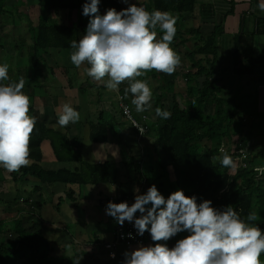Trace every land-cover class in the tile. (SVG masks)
<instances>
[{
    "label": "crops",
    "instance_id": "1",
    "mask_svg": "<svg viewBox=\"0 0 264 264\" xmlns=\"http://www.w3.org/2000/svg\"><path fill=\"white\" fill-rule=\"evenodd\" d=\"M137 2L148 9V0H130L133 4ZM117 3L121 10L127 7L121 0H117ZM257 5L258 0H195L191 14L173 16L177 19V32L182 36L180 39L185 42V47H179V51L189 67L192 63L187 50L191 51L195 45L201 46L212 33L216 34V57H195L202 64L207 62L212 65L214 77L220 87L219 97L223 101V110L229 113L231 122L223 139H217L218 153L213 162L217 158V165L221 164L222 153L219 149L223 147L233 157L236 167L229 169V174L235 175L239 171L240 155H246L248 170L251 171L254 183L251 191L257 196L258 207L255 210L264 230V13L260 12ZM60 60L62 68L55 57L53 62L57 65L56 68L49 67V74L42 70L41 79L35 81L39 85L26 87L28 91H33L31 96L34 98L37 97V88L44 89L46 93L49 91L53 95L54 92L57 94L55 98L50 96V99H45L46 103L42 106L37 104L36 108L35 104L30 115L36 118L37 123H43L47 128L63 134L67 145L77 148L79 154L72 162L60 163L56 160L50 143L45 141L41 144V161L38 165L46 171L70 172L83 170L87 165H108L114 170L113 181L77 185L44 184L31 177L13 182L10 178V182H6L4 186V193L0 192L5 197L4 201H0V208L6 209L10 216L0 219V222L14 225L16 220L25 218V228L31 224L38 225L49 246L39 253L43 263L76 264L80 261V264H122L123 253L135 250L138 246L127 248L119 245L113 252L115 259L109 257L110 251L105 245L115 239L116 222L105 215L106 203L109 200L114 203L127 201L131 205L134 202V190L139 188L140 194L146 193L149 188L147 175L151 171L156 172L159 164L168 166L167 157L161 151L156 152L154 133L139 140L120 116L118 91L109 90L89 78L86 75V64L82 65L83 70L76 68L70 62L69 53ZM63 60L66 65L62 63ZM58 72L62 74L59 75ZM80 72L84 75L81 79L83 81H76L74 75ZM13 77L15 79L14 75ZM49 77H54L57 85L49 86L48 83L52 82L48 81ZM24 78L27 76H23ZM149 80L151 79L146 81ZM173 95H176V84ZM64 104L74 107L80 113V120L61 127L57 119ZM132 111L136 118L147 115L149 128L156 122L153 100L150 110L137 113L133 107ZM105 113L109 118H104ZM98 122L109 127L110 134L106 142L95 143L90 140ZM211 143L206 142L204 145L212 146ZM83 174L86 178L91 176L86 172ZM31 183L33 187L29 185ZM19 190H24L27 197H21ZM4 209H0V215L5 212L8 214ZM12 234H9L10 237L16 236ZM146 234L143 245L152 243L149 234ZM0 237L7 241L6 238L3 239V235ZM8 246L12 247L11 244Z\"/></svg>",
    "mask_w": 264,
    "mask_h": 264
},
{
    "label": "clouds",
    "instance_id": "2",
    "mask_svg": "<svg viewBox=\"0 0 264 264\" xmlns=\"http://www.w3.org/2000/svg\"><path fill=\"white\" fill-rule=\"evenodd\" d=\"M100 3L85 0L82 4V15L89 20L84 34L70 43L74 50L70 62L76 68L86 64V75L109 90L119 91L127 82L124 91L132 96L135 111L146 112L152 107L153 92L139 78L152 71L172 75L181 65L180 55L171 47L177 19L169 12H149L130 0H121L127 7L120 11L109 8L101 14ZM257 7L264 13V0H258ZM157 29L162 33L159 39ZM8 81L9 65L0 64V167L11 173L29 165V145L37 121L30 115L31 101L23 91V78ZM124 111L129 114L127 107ZM155 112L164 120L171 117L167 110L156 108ZM79 120L80 113L64 104L57 123L66 127ZM219 151L221 165L235 169L232 157L223 147ZM134 192L131 205L110 201L105 215L120 226L131 223L140 237L147 232L152 243L125 251L122 264H262L264 230L252 223L254 215L245 220L231 205L216 208L210 200L198 203L197 196H187L183 189L167 198L154 184L144 194L139 188ZM183 233L187 235L169 247L168 242ZM128 236L132 238L131 233ZM110 258L115 259V253Z\"/></svg>",
    "mask_w": 264,
    "mask_h": 264
},
{
    "label": "trees",
    "instance_id": "3",
    "mask_svg": "<svg viewBox=\"0 0 264 264\" xmlns=\"http://www.w3.org/2000/svg\"><path fill=\"white\" fill-rule=\"evenodd\" d=\"M6 1L8 0H0V15L11 14L13 16V11H15V16L20 19L21 13L24 12L28 19L29 0H14L16 3L12 4L9 9L1 5ZM36 1L40 15L36 26L29 22L30 47L27 53V69L32 73L33 76L30 79L34 82L41 79V65H45L46 57L51 55L57 57L60 52L70 55L74 51L70 43L84 34L89 20L88 17L82 15L81 6L85 0ZM194 3L195 0H148L147 11L160 10L172 15L191 14ZM99 8L101 14L109 8L121 10L117 0H101ZM161 35L162 33L157 31L158 39ZM180 38L182 36L176 32L171 44L176 52L179 47H185V42ZM215 38L216 34L212 33L202 42L201 46L195 45L191 51L187 50L192 64L185 73L167 75L152 71L139 78L157 82L158 85L152 98L154 109L160 108L171 113V117L167 120L157 117L156 122L149 128L148 135L155 134L156 152L161 151L166 155L168 166L159 164L156 172L151 171L147 175L148 186L156 185L158 191L166 198L170 193L183 189L185 195L197 196L198 203L201 200H210L212 206L216 208L231 205L245 220L249 214L254 215L255 220L252 223L263 229L255 210L258 207L257 196L251 191L254 185L251 180V171L247 168L239 170L235 175H230L229 168L213 162V158L217 157V147L204 145L206 142L217 145V139H223L231 124L229 113L223 110V101L219 97L220 87L214 77L212 65L207 62L202 64L200 60H195L196 56L205 58L211 56L213 59L216 57ZM179 75H182L187 83L183 107L173 95L176 78ZM26 86L32 87L28 81ZM127 86V82L122 83L118 93L133 109L132 96L126 95L124 91ZM170 95H172V107L167 109L164 100ZM30 112H32L31 106ZM109 134V127L103 122H98L93 128L90 140L95 143L106 142ZM45 141L50 143L58 162L68 163L77 159L78 149L67 145L63 134L47 128L43 123H36V130L29 145L31 164L19 171L11 172L10 178L13 182L25 177L37 179L44 184L82 185L113 181L114 170L108 165H87L83 170L72 172L42 169L38 164L41 161V144ZM1 171L4 169L0 167V174H2ZM83 172L91 176L86 178ZM1 180L0 176V183ZM23 219H18L14 225H10L13 229L12 233L16 235L11 243L12 250H9L8 244L0 239V264H48L42 262L43 258L39 254L44 247L49 248V246L42 237L38 225L31 224L30 227L25 228ZM3 225L7 224L0 222V236L9 231L3 230ZM185 235L187 234L183 233L173 238L174 243ZM261 261H264V255L261 256Z\"/></svg>",
    "mask_w": 264,
    "mask_h": 264
},
{
    "label": "rangeland",
    "instance_id": "4",
    "mask_svg": "<svg viewBox=\"0 0 264 264\" xmlns=\"http://www.w3.org/2000/svg\"><path fill=\"white\" fill-rule=\"evenodd\" d=\"M16 3V1L14 0H8L6 1L4 4H1L6 8H10L12 4ZM27 6V4H26ZM28 19L26 18V13H21L22 17L19 19L18 16H15L16 13L15 11H13V16L11 14H1L0 15V64H4L7 63L9 65V77H10V81L9 82H18L19 80L17 79V77L19 78H23V76H27L28 77H32V73L27 69V53L30 47V43H29V22H32L34 24V26L37 25L38 22V15H39V9L37 8V1L36 0H29L28 1ZM158 39V36H157ZM23 48V49H22ZM180 57H181V65L177 68L176 71H178L177 73H183V71H187L189 64L188 62L185 60V58L182 56V52L179 51L177 52ZM68 53L66 52H60V57L57 56V61L60 63L59 67L62 68L63 65H61V61L60 59H63V57H66ZM6 59L8 61H6ZM54 59L55 56L51 55L49 57H46V63L45 65H41V69L43 70V72L46 74L48 73V68L51 67L53 69L56 68L57 65L54 64ZM65 61L63 60V64ZM66 65V64H65ZM12 69V71H11ZM80 70H83V66L80 67ZM13 72V74H12ZM62 74L61 72H58V74ZM12 74V75H11ZM49 74V73H48ZM59 74V75H60ZM13 75L15 76V79L13 77ZM76 76V81H83L81 80L84 75L80 72L79 74H75L74 77ZM28 78V82L30 86H34L35 85H39V82H34V80L31 81V79ZM54 77H49L48 81H52L49 82L48 85L50 86L51 84L53 85H57L56 81L53 80ZM75 79V78H74ZM24 89L23 91L25 92L26 95H30V106L31 107H35L36 104V108L38 105L42 106L46 103V101H44L45 99H50V96L52 98H55V96H57V94L54 95L52 93H50L49 91L46 93L44 89H39L37 88V97H33L31 96L33 94V91L30 90L28 91V89L26 88V82L27 79L24 78ZM31 81V82H30ZM149 87L153 90L156 85L157 82H154L153 80H149L148 82ZM186 86L187 83L186 81L179 75L178 79H176V100L181 104V106L183 107L184 104V100H185V91H186ZM29 88V86H28ZM54 90V89H53ZM28 92V93H27ZM45 102V103H44ZM38 104V105H37ZM172 102H171V97L167 96L166 99L164 100V105L167 109L172 107ZM104 118H109L108 114L105 113ZM209 145V144H207ZM212 146L217 147V145L215 143H211ZM214 163L217 164V158L214 159ZM2 174H0V176L2 177L1 183H0V192L5 191V184L6 182H10V173L7 170L1 171ZM34 183V182H32ZM29 184L33 187V184ZM36 185H40L38 183H36ZM20 193L19 195L23 198L27 197V194L24 193V190H19ZM5 195V194H4ZM35 199V198H34ZM0 200H5L4 196L0 197ZM4 203V202H3ZM22 203V202H21ZM5 205V203L3 204ZM0 209H4L3 207ZM6 209H4L5 211ZM7 211V210H6ZM7 215L6 212L4 214L0 215V219H5L7 217L10 216L9 212L7 211ZM3 230H9L8 232H5L3 234V239H7V241L2 240L3 243H7V244H11L13 237H10V232L13 231L12 227L10 225H3ZM13 235V234H12ZM183 238V237H181ZM180 239V238H179ZM12 245V244H11ZM169 247L174 245V239L170 240L168 242ZM9 250H12V247H9ZM44 250H46V247H44ZM5 256L7 257V253H5Z\"/></svg>",
    "mask_w": 264,
    "mask_h": 264
},
{
    "label": "built area",
    "instance_id": "5",
    "mask_svg": "<svg viewBox=\"0 0 264 264\" xmlns=\"http://www.w3.org/2000/svg\"><path fill=\"white\" fill-rule=\"evenodd\" d=\"M125 107L128 108L129 114H125ZM118 109L120 112V116L129 124L130 128L136 133L137 138L140 140L145 137L149 133L148 126V117L147 115H142L140 118H136L131 107L125 102V100L119 96L118 98ZM131 117V118H129ZM239 170H246L248 168L247 157L246 155H240L239 157ZM114 202L113 200H109L108 202ZM106 203V204H107ZM132 234V238H129L128 234ZM145 233L143 237L136 235V230L134 229L131 223H124L123 226L116 224L115 232H114V241L110 244L105 245V248L110 251V254L115 251V249L119 246H125L127 248L138 246L140 244H144L146 242ZM110 257V255H109Z\"/></svg>",
    "mask_w": 264,
    "mask_h": 264
},
{
    "label": "bare ground",
    "instance_id": "6",
    "mask_svg": "<svg viewBox=\"0 0 264 264\" xmlns=\"http://www.w3.org/2000/svg\"><path fill=\"white\" fill-rule=\"evenodd\" d=\"M127 123V122H126Z\"/></svg>",
    "mask_w": 264,
    "mask_h": 264
}]
</instances>
